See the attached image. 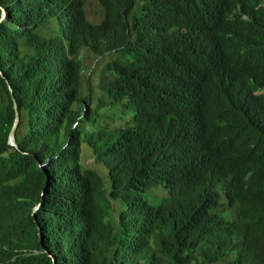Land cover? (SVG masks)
<instances>
[{"label":"trees","instance_id":"1","mask_svg":"<svg viewBox=\"0 0 264 264\" xmlns=\"http://www.w3.org/2000/svg\"><path fill=\"white\" fill-rule=\"evenodd\" d=\"M87 1L0 0V264H264V0Z\"/></svg>","mask_w":264,"mask_h":264},{"label":"rangeland","instance_id":"2","mask_svg":"<svg viewBox=\"0 0 264 264\" xmlns=\"http://www.w3.org/2000/svg\"><path fill=\"white\" fill-rule=\"evenodd\" d=\"M85 11H86V15H87V18L89 21H91L92 23H96L98 22L101 18H102V14H101V9L99 7V5L92 1V0H88L87 3H86V7H85ZM38 32H40L42 35L44 36H47V31L43 28V27H40ZM112 56V55H110ZM110 56H107L105 58H98V59H95V56L92 55V54H84V57H83V64H84V71H83V76H84V80H83V85H82V88L80 90V93H79V97L83 98L84 97V94L86 93L87 94V88H88V84L92 86V89H93V95H96V77H97V74H95L94 76H92L89 80H87L85 78V76L93 69L95 63H105L106 61H108V59H110ZM95 71V69H94ZM106 95L105 93L104 94H101V91H99L98 93V97L97 99L94 100V102H101V101H105L106 100ZM76 106V105H75ZM94 107V103L92 102L91 104V108ZM124 106L123 104H119V105H116V106H105L102 111H106L107 115L109 117H112V116H116V117H123L125 116L124 113ZM121 123V120H118L117 123L115 124H120ZM81 161H85L86 159V151L89 150L90 151V148L86 145V144H83L81 146ZM104 170V174H103V171L102 173L100 171H96L100 177L102 178V181L104 182V184H107L109 185V182H108V173H107V169L106 167L102 164L101 166ZM100 167V168H101ZM114 208L115 210H118L120 208V203L115 201L114 203Z\"/></svg>","mask_w":264,"mask_h":264},{"label":"water","instance_id":"3","mask_svg":"<svg viewBox=\"0 0 264 264\" xmlns=\"http://www.w3.org/2000/svg\"><path fill=\"white\" fill-rule=\"evenodd\" d=\"M0 8L2 9V12H3V16H2V19H1V22L2 21H5L6 20V10L0 6ZM9 89L12 93V90H11V87L9 86ZM14 113H15V116H14V121H13V125H12V130H11V133H10V136H9V144L11 146H13L14 148L17 149V145L15 143V131H16V128H17V124H18V120H19V114H18V110H17V107H16V104L14 102ZM86 106L85 104L83 105V109L85 110ZM40 168H42L41 165H39ZM42 196H43V193H42ZM39 206V204L34 208V210L37 209V207ZM56 264V262H55Z\"/></svg>","mask_w":264,"mask_h":264},{"label":"bare ground","instance_id":"4","mask_svg":"<svg viewBox=\"0 0 264 264\" xmlns=\"http://www.w3.org/2000/svg\"><path fill=\"white\" fill-rule=\"evenodd\" d=\"M230 48H231V47H230ZM230 48H229V49H230ZM232 48H234V47H232Z\"/></svg>","mask_w":264,"mask_h":264}]
</instances>
